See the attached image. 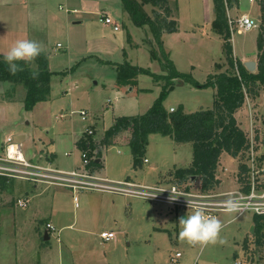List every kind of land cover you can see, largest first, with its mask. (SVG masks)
<instances>
[{"label":"rangeland","instance_id":"rangeland-1","mask_svg":"<svg viewBox=\"0 0 264 264\" xmlns=\"http://www.w3.org/2000/svg\"><path fill=\"white\" fill-rule=\"evenodd\" d=\"M135 1L151 18L156 17V12L164 14L152 4ZM257 1L256 4L249 0L241 3L239 15L249 14L258 27L250 32L234 33L231 42L236 55L255 56L256 38L264 27L261 0ZM169 3L176 14L173 17L172 13L170 20L176 21L177 30L164 33L161 42L177 70L192 75L193 80L201 84L210 75L229 70L223 40L213 30V0H170ZM29 4V17L21 9L0 7V22L9 23V26L0 27V55L19 39L35 40L48 58L51 93L47 101L27 110L26 90L20 85L13 88L11 84L0 82V155L5 157L7 138L11 137L13 143L21 145L28 161L45 164L44 156L42 160L40 157L55 153L54 165L72 171L77 159L82 165V151L73 145L76 138L88 139L87 130L92 129V140L103 142L105 133L102 131L110 129L116 117L145 114L163 92L164 82L156 83L149 75H140L136 85L119 86L120 66L130 63L159 75L168 72L162 63L152 60V51L162 55L151 28L136 27L122 0H69V3L66 0H30ZM83 7L95 12L84 13ZM74 8L78 12H74ZM103 13L120 25V32L100 22ZM67 17L68 22L65 21ZM77 18L83 23L74 24ZM234 59L240 60L235 54ZM251 61L258 63V56ZM215 94L213 88H197L190 82L176 80L163 104L169 112L183 106L185 112L194 113L212 108ZM84 110L88 111L87 121L81 118ZM235 116L239 127L256 142L257 163L264 168V90L258 98L247 97ZM113 140V144L99 149L104 157V175L115 180L108 182V187L123 189L121 182L129 180L149 187L169 188L176 183L194 190L202 187L198 179L183 181L176 177L178 169L189 168L192 164V143H177L170 137L152 134L142 163L135 168L130 133H121ZM67 151L71 156L65 155ZM249 152L243 162L227 153L221 156L217 171L220 183L212 193L239 191L246 186L247 182L241 183L238 174L241 163L249 162ZM96 155L97 151L94 159ZM93 162L89 170L99 175L101 171L93 170L96 166ZM33 185L31 181L11 178L8 190L0 197V264L42 261L51 248L54 262L66 263L67 253L61 263L57 254L58 245L67 241L64 232L55 227L51 239L45 241L48 221L33 227L30 218L46 217L52 198L62 200L64 211L73 215L75 196L80 207L76 211L79 217L85 216L88 224L92 216L104 220L103 223L100 220L98 228H92L96 233L93 244L97 246L94 250L86 247L91 251L85 253L87 256L82 264H172L171 258L176 252L183 254L181 264L196 261L197 264H264V239L262 245L256 244L251 231L254 227L252 213L237 219L235 213L219 214L217 219L222 223V230L217 242L193 245L179 239V218L193 210L177 209L167 202L150 201L134 193L141 189L125 192L83 189L74 195L72 189L60 185L39 184L36 192ZM41 190L44 192L38 195ZM20 200H29L27 207H20ZM92 203L98 204L94 212L89 208ZM102 231H114L116 240L101 239Z\"/></svg>","mask_w":264,"mask_h":264},{"label":"trees","instance_id":"trees-1","mask_svg":"<svg viewBox=\"0 0 264 264\" xmlns=\"http://www.w3.org/2000/svg\"><path fill=\"white\" fill-rule=\"evenodd\" d=\"M142 1L145 5L152 4L160 11H163L164 14L161 15L156 12V17L151 18L143 11L137 1L122 0V3L136 27L149 26L151 28L162 55L160 57L152 51V60L162 63L168 74H155L149 69L139 68L130 63L120 66L117 78L119 86L136 85L140 75H149L156 83L164 82L163 92L145 114L116 118L115 124L106 131L103 142L105 145H111L113 139L119 134L129 132V145L134 158L135 168L141 165L142 157L149 144V137L152 134L170 137L177 143H192V164L189 168L178 169L176 177L183 181L193 178L198 179L203 191H213L220 183L217 178V171L220 158L224 153L229 154L233 158H240L242 162L247 160V152L250 149L249 138L239 127L235 115L244 106L247 97L258 98L261 91L264 90V27L258 37L257 70L250 72L241 60L234 59L231 42L232 32L227 14L228 4H231L234 0H213L215 10L213 30L223 40L229 70L219 74H212L206 82L201 84L194 81L192 75L183 74L177 70L161 42V37L164 33H171L177 30L176 21L170 20L173 11L169 0ZM260 6L264 17V0L260 1ZM129 41H131V38H129ZM19 63L24 64L23 61ZM51 76L48 58L42 52L25 66L24 71H18L15 75L8 71L7 64L3 62L2 55H0V82L11 84L13 88L20 85L26 90L24 103L27 110H31L36 104L48 100L51 93ZM176 80L190 82L197 88L215 89L216 94L212 108L187 113L183 106H180L175 112H169L163 101L169 88L172 87ZM257 138L259 137L257 136ZM91 140V136L88 139L79 140V148L83 151L92 150L93 143ZM91 156L92 154L89 155V157ZM93 164L96 163L93 162ZM248 171V165L241 163L240 173L238 174L241 183L248 182ZM10 181L11 179L0 176V197L8 190L7 186ZM243 190L248 193L249 186L246 185ZM253 224L255 242L258 246L262 245L264 239V215H255Z\"/></svg>","mask_w":264,"mask_h":264},{"label":"built area","instance_id":"built-area-1","mask_svg":"<svg viewBox=\"0 0 264 264\" xmlns=\"http://www.w3.org/2000/svg\"><path fill=\"white\" fill-rule=\"evenodd\" d=\"M227 1V0H225ZM253 2V0H250ZM229 6V5H228ZM228 9V8H227ZM229 19L230 30L233 33L237 32H250L258 27L257 22L247 15H243L236 20ZM101 22L106 26H110L114 31H119L120 26L114 22V20L106 13L101 14ZM171 112H175L171 109ZM81 118L83 121H87V112L81 111ZM94 134L92 129L87 130V135ZM250 156L248 157V167L250 176H248L249 192L246 193L243 188L239 191H227L212 193L213 191L194 190L192 187H183L181 184L171 185L169 188L162 187H146L132 182L123 181L122 188H110L108 182H112L108 179L96 176L91 173L89 166L91 164V158L87 152L82 153L83 171H63L54 168L44 167L33 164L25 159L21 147L19 144L13 143V139L7 140V146L5 148V157L0 155V176L7 177L9 179L15 178L19 180L31 181L36 184H48V185H60L72 189L74 195L83 189H96V190H110L117 192H125L128 190L141 189L140 192H134L150 201H164L177 209H190L194 210L197 207H203L206 210V214L211 217H218L221 213H235V218H239L247 213H252L254 216L264 215V168L257 163L256 158V142L250 138ZM66 156H71V153H66ZM147 161V160H145ZM223 184V183H222ZM173 190L177 198L170 200V196L173 195ZM231 198L238 201L239 209L235 212H228L226 208V201ZM75 201L77 197L75 196ZM190 200L191 207H189L187 200ZM20 207H27L28 202L20 200L18 202ZM46 231L48 233L55 232L56 228L51 224H45ZM116 234L114 232H103L101 238L105 241L114 239ZM183 254L176 252L172 258V264H181ZM197 264V261L194 262ZM240 264V263H238Z\"/></svg>","mask_w":264,"mask_h":264},{"label":"crops","instance_id":"crops-1","mask_svg":"<svg viewBox=\"0 0 264 264\" xmlns=\"http://www.w3.org/2000/svg\"><path fill=\"white\" fill-rule=\"evenodd\" d=\"M242 1L243 0H234L231 4H228L229 5L228 6V9H227L228 18H230L232 20H236V19L240 18L243 15H247V16L251 17L249 14L239 15V10H240V6H241ZM29 2H30V0H0V7H4V8L9 7L10 9H13V10L17 9L18 11H20V9H21L22 11L27 12V15L29 17L28 8L31 10V7L29 6L30 5ZM66 2L69 3V0H66ZM249 2H251V1L249 0ZM257 2H258L257 0H253V2H251V4H256ZM259 5H260V2H259ZM73 11L74 12H78L77 8H74ZM82 11L84 13H87V12H95V11L90 10V9H85V7H83ZM68 13H72V12H69L68 11ZM96 13L99 14V11H96ZM214 14H215V10H214ZM175 15H176L175 12H173V17H175ZM259 16H261V14H259ZM76 20L77 21H75L74 24H79V23L82 24L83 23L79 18H77ZM78 20H80V21H78ZM65 21L68 22V17H67V19L65 18ZM259 21H261V20L259 19ZM3 22H0V25H1L0 27H5V25L9 26V23L8 22L6 24H4ZM101 23H103V22H101ZM118 32H120V30ZM238 33H240V32H238ZM233 35H234V33L232 34V42L234 41ZM257 39H258V37L256 38V40ZM256 45H257V42H256ZM234 54H235V56L237 58H239L245 64V62H249V61H251V59H253V58H255V57L258 56V45L256 47L255 56H253L251 58L246 57V55H244L246 53H242L241 56L236 55L235 49H234ZM86 112L88 113V111H86ZM118 117H122V116H118ZM118 117H116V118H118ZM107 130H108V128L107 129H104L102 131V133H105L106 134V131ZM9 138H11V137H8L7 140ZM80 138L81 137L76 138L73 141V143H74L73 145H76L75 148L77 150L82 151V153L83 152H87L89 155L92 154L91 160H93L96 163V166L94 167L93 170H100L101 171V173L99 175L98 174H95V175L98 176V177L105 178V179H108V180L114 182L115 180H112V179L108 178L106 176V173L104 175V172L106 171V168L104 166V157L102 155V152L99 151L100 146L105 145L104 142H99L98 143L95 140H91L92 143H93V149L92 150H87V151L85 150V151H83V150H81L79 148V143L78 142H79V140L85 139V138H81V139ZM113 142H115V141L113 140ZM100 143H101V145H100ZM88 146H90V144H88ZM106 146H108V145H106ZM20 147H21V145H20ZM72 147L74 149V146H72ZM95 151H97V155H96L97 157H96V159H94V156H93V154L95 153ZM66 153H71V152H68L67 151V152H65V155H66ZM34 156H36V155H34ZM43 156L46 159V161H44L45 164H39V163H37L38 161L37 162L30 161V162H32L33 164H36V165L44 166V167L54 168V169L63 170V171H69V170H65V169H62V168H58V166H55L54 165V161L56 160L55 156H57L55 153H52L51 155L44 154V155H42L40 157L41 160H42ZM74 164H75V169H73V170L83 171V161H82V165H81L79 163V160L77 159ZM128 182H130V180ZM33 186H34L33 187L34 191L35 192L38 191L39 184L34 183ZM141 186H146V185H141ZM146 187H149V186H146ZM42 192H44V190H41V192H39L37 194L38 195H42ZM27 201H29V200H27ZM74 201H75V198H74ZM74 203H75V208H76L75 213L73 215L72 214H67L64 211V204L62 203V200H60L59 198H52V204L49 207L51 209H50V212L47 213V216L46 217L42 218V217L39 216V217L30 218L32 220L33 227L35 226V224L36 225L38 223L39 224H43L44 221H48L47 223H51L54 227L59 228L60 231H62V233L64 232L65 238H66L67 241L63 243L64 245H60L59 244L58 245V251H57L58 260H60V263L65 259L64 258L65 252L67 253L66 256H67L68 259H67L66 263H63L62 262V264H82V262L85 261L86 256H87V254H85V253L87 251L94 250V248H96V246H97V244H93V241L96 240L93 236L96 233H95V230H92V228H98V224H99L100 220H101L102 223L104 221L103 218H100L99 219V217L92 216L93 219L88 224L85 221L86 220L85 219V216L79 217V215H80L78 213L79 211L76 212L77 209L78 210L80 209L79 204L77 203V201H75ZM97 206H98V204L96 205V204L92 203L89 208H92V211L94 212V211H96V209H98ZM100 207H102V205ZM97 216H99V215H97ZM253 219H254V216H253ZM46 232L47 231L45 230L44 240H45V237H46ZM103 232H107V231H102L100 233V235H99L100 238H101V234ZM109 232H114V231H109ZM51 234L52 233H48L49 240L51 239ZM116 237H117V235L114 238L115 240H116ZM114 239H112V240H114ZM49 240H45V241H49ZM112 240H110V241H112ZM58 241H60V240H58ZM106 242H109V241H106ZM92 244H93V246H92ZM87 246L91 250H86V247ZM49 250L50 251H48L46 253V255L44 256V259L42 261L30 262V263H26L24 261H22V262L25 263V264H56L54 262L55 259H54V256H53L54 255V252H53L52 248L49 249ZM98 258H99V260L101 259L100 256ZM16 260H18V257H16ZM252 261H254V259Z\"/></svg>","mask_w":264,"mask_h":264},{"label":"clouds","instance_id":"clouds-1","mask_svg":"<svg viewBox=\"0 0 264 264\" xmlns=\"http://www.w3.org/2000/svg\"><path fill=\"white\" fill-rule=\"evenodd\" d=\"M41 51V46L35 40L19 39L3 54L2 60L7 64L8 71L15 75L18 71H24L25 66L38 57ZM20 61L24 64L19 63ZM171 191L173 195L170 196V200H175L177 195L173 190ZM187 203L191 207L192 202L189 199ZM225 203L228 212L238 211V201L231 196ZM179 225V239L193 245L217 242L222 230L221 221L216 217L208 216L203 207H197L186 216L180 217ZM220 242L223 243L222 240Z\"/></svg>","mask_w":264,"mask_h":264},{"label":"water","instance_id":"water-1","mask_svg":"<svg viewBox=\"0 0 264 264\" xmlns=\"http://www.w3.org/2000/svg\"><path fill=\"white\" fill-rule=\"evenodd\" d=\"M245 66L250 72H255V70L257 69V63L254 61L245 62ZM181 84H183V82H181ZM251 231L252 233L254 232V227ZM45 240H49L48 232H46Z\"/></svg>","mask_w":264,"mask_h":264}]
</instances>
